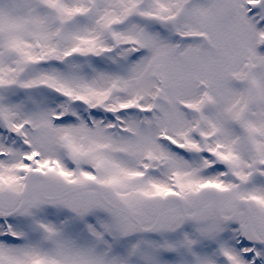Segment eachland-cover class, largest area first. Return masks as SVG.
Instances as JSON below:
<instances>
[{"label":"snow or ice","instance_id":"obj_1","mask_svg":"<svg viewBox=\"0 0 264 264\" xmlns=\"http://www.w3.org/2000/svg\"><path fill=\"white\" fill-rule=\"evenodd\" d=\"M0 264H264V0H0Z\"/></svg>","mask_w":264,"mask_h":264}]
</instances>
